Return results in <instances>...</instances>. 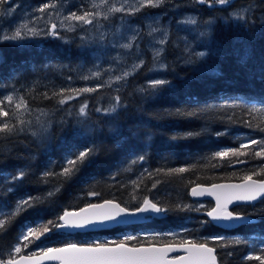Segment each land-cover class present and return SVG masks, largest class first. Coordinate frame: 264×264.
<instances>
[{
  "label": "trees",
  "instance_id": "1",
  "mask_svg": "<svg viewBox=\"0 0 264 264\" xmlns=\"http://www.w3.org/2000/svg\"><path fill=\"white\" fill-rule=\"evenodd\" d=\"M185 3L199 12L202 22L213 23L212 42L206 46L189 41L184 44L171 35L166 44L169 58L163 78L171 80L173 87L156 95H149L152 91L149 85L144 84L141 76H136L119 93H84L59 106L57 98L44 99L43 93L51 96L60 89L82 88L77 72L85 60V52L79 51L77 43L63 47L60 42L48 39L40 46L32 43L23 48L0 44V98L23 95L33 111L44 109L52 113L54 120L47 140L38 142L27 134L0 139V213L11 212L24 197L43 198L11 221L7 232L0 236V253L6 255L28 225L40 226L49 221L59 224V217L65 211L107 200L134 210L147 196L158 206L169 209L161 217H155L168 222L160 226L169 230H197V242L208 237H224V240L209 241L210 247H216L218 264H260L246 257L264 256V216L259 215L264 212V199L255 206L235 208L241 215L251 214L256 222L232 231L201 223L207 220L205 213L212 208L211 203H205L199 211L181 210V207L198 205L189 199V191L194 186L241 182L244 175L264 166V159L252 155L256 145L245 149L248 156L213 158L216 151L236 148L246 138H264V131L260 130L264 127L261 123L264 116L259 113L254 114L255 118L249 116L246 105L241 103L246 98H264V25L261 21L264 0H236L226 9H206L194 4V0ZM250 4L253 9L246 23L228 19L229 11ZM242 48H247L250 54L245 66L238 63ZM202 51L207 53V65L221 70L220 76L194 75L185 65L186 58L195 59V53ZM137 83L146 88V97L134 91ZM115 95L127 105L117 113V120L95 111L97 107H109ZM84 100L88 102L87 122L98 131L91 136H75L77 119H84L77 116ZM245 120H251L253 127H248ZM60 121L66 124L62 127ZM116 127L120 129L119 138L110 131ZM221 131L226 134L214 135ZM188 133L198 134L189 136ZM87 147H94L96 154L83 165H77L79 171L70 179L53 175L44 182L41 174L59 173L69 150ZM139 155L144 156L143 161L137 159L133 163ZM236 159L246 163H230ZM179 168L188 171L167 174ZM21 170H26L23 180L9 179ZM253 179L261 180L264 176L253 175ZM50 190H54L52 196L47 195ZM62 235L53 229L38 243H31L23 250L33 252L41 242L42 247L58 245L66 240ZM225 243L227 247L220 246Z\"/></svg>",
  "mask_w": 264,
  "mask_h": 264
},
{
  "label": "snow or ice",
  "instance_id": "2",
  "mask_svg": "<svg viewBox=\"0 0 264 264\" xmlns=\"http://www.w3.org/2000/svg\"><path fill=\"white\" fill-rule=\"evenodd\" d=\"M165 0H135L133 4H129L128 0H123L119 7L116 6L114 0H91V10L83 11L81 14H76V12H71L68 15H64L62 19H59V28L63 31L75 32L78 27H83L86 25H91L97 31L102 29L104 25L100 24V20H109L111 16L115 13H122L124 15H132L140 8L150 6V7H160ZM199 4H206L209 7L213 5L226 6L232 3V0H196ZM5 3V0H0V4ZM57 5L55 2L45 3L39 6L36 11L39 13H45L47 9H56ZM253 6L250 4L247 8L241 11L233 12L232 18L238 22H245L247 20V14L250 13ZM56 12L50 13V15H56ZM46 21V29L37 28L35 25L36 21ZM123 20V17H121ZM183 23L195 24L196 21L193 18H189ZM32 25L30 26L28 22L20 23L15 27V30L11 33L0 32V40L3 41H24L30 38H35L38 36H52L58 39H64L61 37L57 28L56 22H51L50 17L46 19L44 15L35 17L32 20ZM155 31V29H152ZM209 30L199 33L201 37L207 36ZM106 34L104 32L100 33V41L105 39ZM81 39H84L81 37ZM135 36H133L129 42H117L112 43L110 46L113 48H123L131 50L133 47V41ZM156 43L163 45L166 43V38H161L156 41ZM102 47H106L103 46ZM187 47V46H186ZM163 48L151 49L152 61L154 65L157 66L158 70H166L167 64L161 60L163 56ZM136 59L134 62L125 70H122L119 75L114 77H109L106 81L100 85L94 87H84V88H67L60 89L53 92L50 96L47 92L43 93L44 99L57 98V104L63 106L68 104L72 100L78 99L84 93H92L98 90L100 87L112 88L113 84H120L122 81L126 82L128 77L134 75L140 68L144 66V57L139 52V46H137V51L131 53ZM249 50L247 48H242L238 56V63L242 66L247 65L249 60ZM207 56L206 52L195 53V59L189 56L184 60L186 66L190 67V71L194 75H199L202 73H208L214 76H220L221 70L216 66H208L205 61ZM102 57H98L96 63L98 64ZM201 61L205 63L201 64ZM100 72L96 71L90 75H85L81 77L84 80H89L93 78H99ZM123 87V85H121ZM149 95H156L161 90H165L173 87L172 81L167 78H156L150 81ZM117 93L121 91L118 87L115 89ZM141 93L147 91L146 89H139ZM65 93H68L65 95ZM242 104L246 105V111L249 116L254 114H261L264 116V98L252 99L241 101ZM126 104L121 103V97L115 95L112 97V103L107 108L97 107L96 112H103L105 115L112 117L113 120L118 119L117 113L122 109L126 108ZM88 102L87 100L81 101L78 108L77 116L84 119H77V128L73 129V135L75 136H91L93 132L98 131L96 127L87 122L88 118ZM39 115L36 117L37 130H32L33 121L31 119H25L26 116H31L33 114V109L29 107L28 101L23 95L10 94L3 98H0V139H6L8 137L19 135L25 132L26 128L31 131L33 136H38L40 141L48 138L51 130L52 121L47 119L50 113L44 109H37ZM66 112L70 111L65 109ZM11 113V117H10ZM9 119H2L8 118ZM44 117L45 119H41ZM231 119V118H229ZM61 126L66 124V121H60ZM244 123L248 127H253L251 120H245ZM264 123V121H261ZM256 127H260L259 124ZM261 131H264V127H260ZM113 134L119 138L120 129L118 127L110 129ZM198 133H188L187 135H197ZM226 132H216L215 136L219 137L225 135ZM94 143V142H93ZM250 145H256L255 149H252L253 157H261L264 159V138L256 139H244L242 140L236 148H228L223 150H218L213 154V158H225V157H235L239 158L241 156H248V151ZM94 147H87L83 150L72 151L69 150L65 156L64 163L62 165L61 171L59 173H53L51 171H46L42 173V177L45 178L46 183L47 177L58 175L63 179H70L71 176L79 171L77 165H83L86 160H90L94 156ZM143 161L144 156L139 155L133 159V163L136 160ZM230 163H246V161L236 159L235 161H230ZM160 171V170H157ZM188 171L187 168L172 169L167 174L183 173ZM26 174V170H21L16 176L9 177L12 180H23ZM253 175L264 176V166H261L258 171L253 174H246L241 178V182L238 184H213L210 188H204L197 185L191 189V195L194 197L203 196L205 194L209 196H214L216 199V205L211 209L206 211V215L210 217V220L202 221L203 224H209L211 222H227L224 224L226 228H237L245 226L249 223H255L256 221L251 216L241 215L238 211L233 209L228 210V205L234 202H247L252 203L260 198L264 197V179L254 180ZM227 189L229 191L220 193L216 190ZM11 189H9L10 191ZM54 190L47 192L48 196H52ZM96 195V193H92ZM42 197H24L17 201L16 207L6 215L0 213V236L7 232L11 221L16 215L21 212L27 211L29 208H33L42 201ZM204 208V204L201 202L198 205H185L181 207V210H191L199 211ZM169 209L166 207L158 206V203L153 202L147 196L143 198L140 206L134 210H129L126 207H121L119 203L113 200H107L104 203H93L88 207L81 209L78 212L65 211L63 215L59 217L60 220L64 221L62 224H58L54 221H49L40 226L28 225L23 231L20 232L19 236L16 238V242L7 249V254L0 253V264H35L38 260H47L51 262H58V264H218L216 256V247L209 246V241H220L224 240L222 236L208 237L204 240L197 242L194 239H182L179 243L169 242L162 244L157 247L154 245L145 246H135L129 247L125 243L121 242L114 244L113 246L94 244L90 246H79L76 244H69L63 247H42L41 244H37V249L33 252L20 255L23 249H26L29 244L40 241L41 237L45 233L56 229V228H85L89 225H104L110 222H121V217L137 216L142 213H155L161 214L168 212ZM255 211V208L253 209ZM259 215L264 216V212L259 213ZM187 229H185L186 231ZM127 240L135 239V237H127ZM221 247H227L228 245L222 244ZM171 253H181L177 256H171ZM226 255H231L227 253ZM248 260H257L260 264H264V256L255 255L247 256Z\"/></svg>",
  "mask_w": 264,
  "mask_h": 264
},
{
  "label": "rangeland",
  "instance_id": "3",
  "mask_svg": "<svg viewBox=\"0 0 264 264\" xmlns=\"http://www.w3.org/2000/svg\"><path fill=\"white\" fill-rule=\"evenodd\" d=\"M185 1L187 0H165V2L160 7H142L139 11H136L132 15L115 13L109 20H100L99 23L104 25V27L99 31H97L91 25H86L83 27H78L75 32H69L60 30L59 19H62L64 15H68L71 12H76V14L79 15L83 11L91 10V0H16L9 6H6L5 4L0 5V32L11 33L15 30V27L18 24L24 22H28L30 26H33L32 20L35 17L44 15L46 19L50 17L51 22L57 23V30L60 36L64 37V39H58L52 36H38L24 41L0 40V44L6 42L8 44L23 47L33 43L40 46L45 40L48 39L56 40L61 44H70L76 42L81 49L80 52H85V60L82 63V66L79 67V72H77L78 77L81 79L82 88L100 85L109 77L119 75L122 70L130 67V65L136 59V57L131 55V53L136 52L137 46H139V52L144 57V66L140 68L134 75L129 76L127 81L132 77L141 76V78H143L142 81L144 84L148 86L151 80L163 78V75L167 70H158L157 66L154 65L151 52L153 47L163 48L164 51L161 60L166 62L168 67L166 44L170 40L171 35L176 37L184 44L189 41L196 43L198 46H206L212 42L213 23L202 22L200 17L194 13L195 11L193 8H191V5H189V3H185ZM235 1L236 0H232V3L226 6L213 5L212 7H209L206 4L202 5L197 3L196 0H194V4L204 6L206 9H226L233 5ZM50 2H55L57 8L47 9L45 13H39L36 11L39 5L41 6ZM114 2H116V6L119 7L123 0H114ZM134 2L135 0H128L129 4H133ZM247 7L248 6H245L232 12L229 11L228 19L234 23H238V21L232 18L231 14L233 12L241 11ZM52 12H56L57 14L50 15ZM251 13L252 11L247 14V20L251 16ZM262 16L263 17L261 18V21L264 25V14ZM121 17H123V20H121ZM189 18L195 19L196 23H183V21ZM247 20L241 23H246ZM34 26L47 30L46 21L38 20ZM152 29H155V31H152ZM205 30H209V34L207 36L201 37L199 33L204 32ZM101 32L106 34L105 39L102 42L100 41ZM133 36H135V39L133 41V47L131 50L113 48L110 46L112 43L117 42L127 43ZM81 37L84 39H81ZM161 38H166V43L163 45L156 43V41L160 40ZM102 45L106 47H102ZM174 47L177 46L175 45ZM98 57L102 58L97 64L96 61ZM96 71L100 72L99 78H93L89 80H84L81 78ZM135 80H137V78ZM126 82L122 81L120 84H113L112 88L107 86L100 87L97 91H108L111 93L118 87L124 88ZM121 85H123V87H121ZM139 89L146 88L144 86L139 87V84L137 83L135 85L134 91L141 94V97H146V91L141 93ZM38 115V111H33L31 116L25 117V119H31L33 121V131H36L38 127L35 123L36 117ZM41 119L45 118L41 117ZM47 119H50L53 125L54 120L52 118V113H50V116ZM22 134L31 135L35 139L39 140V137L33 136L31 131H28L27 128ZM62 234L66 236L64 237L67 240L66 243H72L74 242V238H77L75 234ZM109 242H113V240L111 239Z\"/></svg>",
  "mask_w": 264,
  "mask_h": 264
},
{
  "label": "flooded vegetation",
  "instance_id": "4",
  "mask_svg": "<svg viewBox=\"0 0 264 264\" xmlns=\"http://www.w3.org/2000/svg\"><path fill=\"white\" fill-rule=\"evenodd\" d=\"M7 1V0H6ZM5 1V4H6ZM16 0H12V2H15ZM10 3V4H11ZM9 4V5H10ZM197 16H200L198 11L194 12ZM160 215L159 217H161ZM168 221V220H166ZM168 222H164L162 219L156 220V218H150L149 220L145 222H140L133 225L128 226H121V227H115L108 230H102L96 233H79L75 234L77 238H74L73 243H66L67 240L60 242L58 245H53L51 247H63L69 244H76L79 246H90L94 244H100V245H108L113 246L114 244L118 243H125L129 247H135V246H145L148 245H154V246H161L162 244H166L169 242H175L179 243L182 239H194L197 238V230L194 232L192 229L187 228L180 229V230H169L167 228H164L160 225L166 224ZM135 237V239L127 240V237ZM113 240V242H109L110 240ZM38 243V241H37ZM31 249V248H28ZM27 250V249H26ZM26 250H22L26 251ZM37 252L38 249H35ZM21 252V253H22ZM32 250L28 251V253H31ZM181 253H171V256H177ZM55 264V263H53Z\"/></svg>",
  "mask_w": 264,
  "mask_h": 264
},
{
  "label": "water",
  "instance_id": "5",
  "mask_svg": "<svg viewBox=\"0 0 264 264\" xmlns=\"http://www.w3.org/2000/svg\"><path fill=\"white\" fill-rule=\"evenodd\" d=\"M11 1L12 0H7L6 1V5H9L11 3ZM238 183H240V182H222V183H215V184H238ZM212 185H207V186L199 185V186H202L204 188H210ZM194 187H196V186H194ZM216 191H218L220 193H224V192H227L229 190H227V189H218ZM189 199L192 202H195V203H201V202H206L207 203V202H210V203L213 204V207L216 205V199H215L214 196H209V195L205 194L203 196L194 197V196L191 195V190L189 191ZM263 199H264V197L260 198L259 200L255 201V202H252V203L234 202V203H231V204L228 205V210L231 211L232 209H234L236 207L254 206V205L258 204L260 201H262ZM102 203H104V202H102ZM86 207H88V206H86ZM83 208H85V207H83ZM83 208H81V209H83ZM81 209H79L77 211H69V212H78ZM153 215H158V214L149 212V213H142V214H139L137 216L121 217V222L120 223L110 222V223H107V224H104V225H89V226H87L85 228H56V232L57 233H68V234L94 233V232H98L100 230H107V229H111V228L118 227V226L137 224V223H139L142 220H146L145 219L146 217L148 218V217H151ZM205 217H206L207 220H210V217H208L206 215V213H205ZM62 223H64V221L60 220V224H62ZM225 223H227V222H220L219 224L217 222H214V221L212 222V224L215 227L219 228L220 230H224V231L233 230V228L224 227ZM237 228H234V230L237 229ZM53 263L57 264L58 262H51V261H47V260H38V261L35 262V264H53Z\"/></svg>",
  "mask_w": 264,
  "mask_h": 264
},
{
  "label": "bare ground",
  "instance_id": "6",
  "mask_svg": "<svg viewBox=\"0 0 264 264\" xmlns=\"http://www.w3.org/2000/svg\"><path fill=\"white\" fill-rule=\"evenodd\" d=\"M39 4V3H38ZM6 5V4H5ZM6 6H9V5H6ZM40 6V5H39ZM197 12V11H196ZM199 13V12H198ZM172 38V37H171ZM4 43H6V42H4ZM8 44V43H7ZM71 44V43H70ZM10 45H13V44H10ZM61 46H63V47H67V45H69V44H60ZM15 46H18V45H15ZM77 46H78V48H79V51L81 50L80 49V47H79V45L77 44ZM180 46V45H179ZM183 47V46H182ZM23 48V47H22ZM177 49V48H176ZM203 49V48H202ZM188 51V50H187ZM197 51V50H196ZM178 52V51H177ZM186 53V52H185ZM189 54V53H188ZM81 57V56H80ZM166 57V56H165ZM169 58V57H168ZM166 59V58H165ZM82 60V59H81ZM141 74V73H140ZM142 76H143V74H142ZM133 79V78H132ZM97 119V118H96ZM209 209V208H208ZM175 225V224H174Z\"/></svg>",
  "mask_w": 264,
  "mask_h": 264
}]
</instances>
